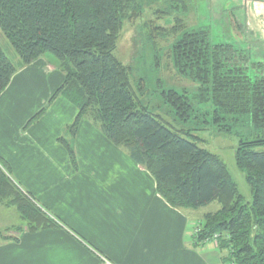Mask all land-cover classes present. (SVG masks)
<instances>
[{
    "label": "trees",
    "instance_id": "obj_1",
    "mask_svg": "<svg viewBox=\"0 0 264 264\" xmlns=\"http://www.w3.org/2000/svg\"><path fill=\"white\" fill-rule=\"evenodd\" d=\"M151 0H0V28L29 65L48 53L58 60L63 83L49 102L63 97L78 114L60 141L77 164L71 139L84 118L99 125L117 146L154 177L157 191L173 207L196 210L217 201L216 211L203 216L194 240L218 234V247L231 264H264V62L253 61L230 43H214L209 29L188 30L182 21L171 28L154 25L157 35L179 36L169 46L176 72L197 83L193 97L176 89L162 91L178 120L220 123L248 115L256 137L240 140L235 161L244 172L250 198L240 190L226 162L200 146L189 130H174L163 117L143 105L130 79V67L115 54L124 23L143 13ZM18 71L0 47V94ZM194 101L199 105L197 106ZM211 105L212 109L201 108ZM41 109L31 122L45 111ZM206 116H210L207 118ZM0 157V203L14 205L31 231L57 226L42 206L10 176Z\"/></svg>",
    "mask_w": 264,
    "mask_h": 264
},
{
    "label": "crops",
    "instance_id": "obj_2",
    "mask_svg": "<svg viewBox=\"0 0 264 264\" xmlns=\"http://www.w3.org/2000/svg\"><path fill=\"white\" fill-rule=\"evenodd\" d=\"M58 65L47 55L19 62L0 94V157L58 224L31 231L0 204L16 212L0 216V264H231L217 242L194 240L205 214L170 205L152 174L88 118L71 139L72 162L60 138L78 108L63 97L49 102L64 81Z\"/></svg>",
    "mask_w": 264,
    "mask_h": 264
},
{
    "label": "rangeland",
    "instance_id": "obj_3",
    "mask_svg": "<svg viewBox=\"0 0 264 264\" xmlns=\"http://www.w3.org/2000/svg\"><path fill=\"white\" fill-rule=\"evenodd\" d=\"M143 9L140 16L124 23L115 51L116 56L130 67V79L140 100L152 112L161 115L174 130L185 129L196 134L201 139L200 146L215 152L226 162L241 192L250 198L244 172L235 161L239 141L256 137L250 117L238 116L232 121L231 131L223 130L225 121L201 123L205 116L193 117L189 122L178 120L165 103L162 91L176 89L193 97L198 84L179 75L171 62L169 46L179 34L161 37L156 34L154 25L171 28L179 20L188 30L205 27L210 31L212 42L230 43L245 51L250 60L245 64L251 65L253 61L264 62V0H151L144 2ZM0 47L15 65L22 61L1 28ZM47 57L59 62L52 54L48 53ZM194 103L199 106L196 101ZM201 108L211 110L212 106L202 105ZM257 150H264V146ZM219 207L220 204L214 201L199 208L197 213L206 214ZM8 214L16 212L3 214L0 207L2 219L9 217ZM1 228L4 227H0V235L4 230Z\"/></svg>",
    "mask_w": 264,
    "mask_h": 264
},
{
    "label": "built area",
    "instance_id": "obj_4",
    "mask_svg": "<svg viewBox=\"0 0 264 264\" xmlns=\"http://www.w3.org/2000/svg\"><path fill=\"white\" fill-rule=\"evenodd\" d=\"M198 231V228L194 230V234H196ZM219 235L218 234H215L211 239H207L205 242H208V241H215L217 242V239H218ZM234 264V263H232Z\"/></svg>",
    "mask_w": 264,
    "mask_h": 264
}]
</instances>
